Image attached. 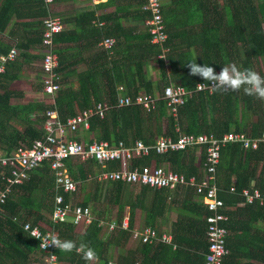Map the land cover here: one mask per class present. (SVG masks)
<instances>
[{
	"label": "trees",
	"instance_id": "16d2710c",
	"mask_svg": "<svg viewBox=\"0 0 264 264\" xmlns=\"http://www.w3.org/2000/svg\"><path fill=\"white\" fill-rule=\"evenodd\" d=\"M104 1L97 3L91 11L82 13L81 18L76 20L78 30H75L85 38L76 50H99L98 66L93 65L94 62L84 61L88 68L80 73L75 72L78 85L63 84L62 76H67L65 67L73 63L67 59L68 50L57 46L59 41L71 40L64 36L72 32L65 30V24L63 30L53 38V50L58 58L56 72L61 84L54 103L49 105L43 101H32L12 105V97H22L23 93L12 92L5 84L19 77V71L17 74L15 72L22 67V60L40 57L39 54L24 53L28 48L41 47L43 18L48 12L44 0H1L0 32L14 15L24 17L28 15L24 10L34 7L36 11L29 14L34 19L32 22L22 24L33 37L19 40L18 47L23 52L16 60L8 62L4 72L0 73V153L43 138L49 110L55 111L58 119L65 123L76 114L77 109L92 108L102 101L113 108L103 119L92 117L88 130L97 139H105L112 144L123 140L129 145L136 139L152 144L157 136L169 135L176 139L180 133L220 137L235 131L253 137L260 135L264 130V101L244 94L242 89L228 92L215 89L211 92L194 91L195 83L204 80L190 76L186 65L195 60L219 72L221 67L235 64L241 70L257 68L256 72L264 74V0H224L223 6L216 0H166L162 15L167 39L162 44L151 42L152 35L144 24L150 16L149 11L142 9L145 0H123L126 6H121L119 2L113 12L96 14V8L105 3L107 5L108 0ZM122 9H126L132 19L125 27L117 18ZM99 21L105 24L98 26L96 22ZM140 27L143 30L140 31ZM89 36L92 38L90 42L87 40ZM107 36L115 38L113 53L98 45ZM8 48L0 46L3 52ZM153 58L158 62L161 80L156 84L146 73V65ZM170 81L192 91L190 97L184 98L176 114H172L162 93ZM142 90L157 98L151 112L133 104L115 107L118 92L134 97ZM155 91H159L160 95L157 96ZM22 111L27 112L26 118H19L18 112ZM150 160L168 166L185 179L194 176L198 181L201 179L205 154L201 155V163L196 165L195 146L160 154L151 150L149 155L134 159L133 164L143 165ZM64 162L75 179H91L93 191L84 196L80 205L87 207L91 202L98 203L94 209L93 203L90 205L96 215L81 233L76 232L71 218L61 223H54L51 216L48 218L47 214H51L54 207L55 195L62 194L65 201L68 195L57 191L55 173L50 162L45 161L31 171L30 179L22 185L13 186L4 202L0 203V264L50 263L49 253L39 247L40 241L23 227L27 222L31 226L39 225V221L45 219L49 226H54L62 240L73 241L77 247L84 243L94 249L98 257L96 264H107L109 259L114 258L118 246V258L114 264H167L164 261L167 258L171 261L168 264H204V255L208 250L205 240L208 211L192 187L180 186L173 192L142 187L139 194L134 196L132 187L123 185L121 181H113L112 185L104 187L95 179L101 167L91 159L84 162L74 157ZM106 168L119 169L120 162H108ZM216 182L220 189L219 197L229 207V220L224 225L230 233L226 239L229 252L221 264H264V143L257 149L249 148L247 152L241 143L224 144L216 166ZM2 183L0 175V188ZM231 187H234V193L229 192ZM249 188L259 190L262 200L247 204L241 193ZM147 197H150V201L146 203ZM112 203L118 204L122 210L127 203L130 214L134 209L144 211L146 226L154 228L157 219H162L166 211L178 206L177 220L169 230L177 246L173 248L171 244H150L133 239L134 246L126 248L131 237L130 224L122 228L123 219L118 221L115 233L118 231L119 239L113 231L108 232V225L100 226L101 215L104 214L106 219L109 204ZM241 203L244 204L239 206ZM42 229L46 231L44 227ZM189 234L190 237L185 236ZM160 250H165L167 257L160 258ZM53 252L57 255V261L52 264H88L82 258V252H60L56 247ZM250 258L258 261H250Z\"/></svg>",
	"mask_w": 264,
	"mask_h": 264
},
{
	"label": "built area",
	"instance_id": "2783aa9c",
	"mask_svg": "<svg viewBox=\"0 0 264 264\" xmlns=\"http://www.w3.org/2000/svg\"><path fill=\"white\" fill-rule=\"evenodd\" d=\"M54 0H44L47 15L43 18L44 33L42 40V85L44 95L48 96L52 103L57 96V92L61 87L59 76L56 72L58 65L57 54L53 48L54 36L61 32L64 28L62 19L53 14L52 3ZM166 0H145L142 9L150 12V16L146 18L144 24L147 26L148 32L152 35L151 42L162 44L167 39L165 25L162 15V8ZM219 5H224V0H216ZM98 26H103L104 21L96 22ZM115 44V38L107 36L103 38L98 45L109 50L112 53V47ZM21 49L15 43L7 51H0V72L4 71L8 62L15 60ZM161 56V55H159ZM264 77V74H260ZM203 84V86H200ZM121 90L122 87L120 86ZM214 90L205 81H197L194 91ZM191 90H186L180 83L170 81L163 88V97L168 102L172 114H176L177 109L182 105L185 97H190ZM157 98H153L150 93L142 90L137 96H123L120 92L116 96L115 107L120 108L129 105H138L146 112H151L155 108ZM113 106L106 101L96 103L92 108L78 110L76 114L62 123L57 113L53 110L47 112V121L44 125L45 136L31 142L30 145L22 143L14 150L7 153H0V175L3 178L2 187L0 188V203L4 202L6 195L11 191L13 186L22 185L31 177V171L41 166L45 161L50 162V166L55 173L56 189L60 193L67 194L68 199L62 194L54 197V207L51 213V219L54 223H61L68 218L72 219L73 224L78 227L80 225H88L92 220V211L87 207L80 205L76 199L77 193L86 185V180L75 179L69 174L65 159L78 158L80 161L92 159L95 164L101 168L95 175L104 187L112 185L113 181H121L123 185L135 189L147 187L150 189L161 190L166 189L171 192L180 186H190L194 189L195 194L201 197V201L208 211L205 217L206 233L205 240L208 243V250L204 255V264H221L224 256L229 250L226 248V239L230 234L224 227L229 218L227 207L223 200L219 197L220 189L216 182V166L220 158L221 147L229 142L241 143L244 151L257 149L261 143H264V130L259 136H250L243 132L230 131L224 133L220 137L213 135L184 134L180 133L176 139L169 135L157 136L152 144H146L140 139H136L133 144H125L120 140L116 144H112L105 139L93 138L85 142L77 137H72L71 133H77L82 129L90 127L89 120L92 117L103 119L106 113ZM176 130L179 131L177 127ZM188 146H195V155L198 163H201V155L205 154L203 167L201 166V179L198 181L194 176L187 179L181 174L175 173L164 164H157L154 160L143 165L133 164V160L142 156L149 155L151 150L156 153H164L170 150H183ZM119 161V169H107L108 162ZM254 185V183H253ZM252 185V186H253ZM234 193V187L229 190ZM247 204H252L255 200H262L259 190L256 188L245 189L241 193ZM244 203L239 204L242 206ZM127 226V222H123V227ZM24 229L36 237H48L55 235L60 240L58 231L54 226H31L30 223L23 225ZM42 227L46 229L43 231ZM116 228V224L109 225V231ZM131 237L144 243L155 244L162 242L171 244L173 248L177 245L172 241V234L168 230H157L152 226H145L139 230H133ZM39 247L49 253L50 264L57 261V255L53 252L55 246L42 247L39 238ZM55 255V259H53ZM107 264H114L109 261Z\"/></svg>",
	"mask_w": 264,
	"mask_h": 264
},
{
	"label": "crops",
	"instance_id": "0c3cea01",
	"mask_svg": "<svg viewBox=\"0 0 264 264\" xmlns=\"http://www.w3.org/2000/svg\"><path fill=\"white\" fill-rule=\"evenodd\" d=\"M104 1V0H54L52 3L53 6V14L59 16L62 21L64 22V25L66 24L65 30L72 31L66 35L65 37L71 38L70 41H59L57 46L63 47L67 49L66 52L67 59L73 61V63L68 64L65 67V71L67 72V76H62L63 84H71L72 86H77L78 81L76 80L75 72L80 73L83 70H86L88 68V65L85 64L84 61H87L88 63L94 62L96 64H99V59L97 56H99V50L96 48H93L92 50H80L77 51L76 49L85 41L84 37H81L75 30L77 29L78 25L76 24L77 18H81L80 15L85 12L91 11L94 9L97 5V3ZM106 1V0H105ZM104 1V2H105ZM121 3V6H126V1L123 0H108V3L106 5H102L99 8H96V14H108L109 12H113L116 8V3ZM1 5V0H0ZM51 6V7H52ZM36 8H32V10H24V13H28V15L18 18L15 15L12 17L8 25H6L5 29L0 32V46L1 47H11L15 43L18 45L19 40L31 36L33 37V34L28 32V28L23 26L22 24L24 22H32L34 19L31 14L32 12H35ZM126 9L120 10V12L117 14L118 20L124 24L123 26H127L131 22V17L127 14ZM129 22V23H127ZM78 30V29H77ZM143 30L142 27H140V31ZM32 32V28H31ZM80 37V40L78 39ZM113 37V36H112ZM87 40L90 42L92 38L89 36L87 37ZM41 48V47H40ZM39 45L36 47H31L27 49V52L24 54L28 55H38L39 58H34L33 60L24 59L22 60V67L16 70V74L18 72L19 77L15 78L13 81L5 84V86L8 87L9 90L15 93H23V96L18 97H12L10 103L13 105V103H16L19 101V104H25L32 101H43L46 104L49 102L51 103V100L48 96L44 95L43 92V85H42V55L38 53L40 51ZM70 50V51H69ZM73 50V51H72ZM96 50V51H95ZM90 51V52H89ZM114 52V51H113ZM112 52V53H113ZM97 54V55H96ZM115 56H118L116 54ZM33 61V62H32ZM92 65V66H93ZM98 66V65H96ZM146 73L148 76L152 79L154 84L157 83V81H161L159 78V68L157 69L155 65H153L152 60L147 63L146 65ZM32 93L31 97L37 98L36 100L30 99L27 101H24L25 95L27 93ZM18 101H17V100ZM94 133L89 132L88 129H82L77 133H71L70 135L72 137H77L81 141L88 142L92 140L93 138H96ZM195 160V164H196ZM86 185L81 188V191H86ZM133 195H138L140 192V189L132 188ZM89 191H86V193H83L81 197V201H78L79 203L83 201V198L85 195H87ZM78 197V193L76 196V199ZM150 201V197H147L146 203ZM92 205V202L89 203L88 206ZM91 207V206H90ZM179 207L175 206L171 211H166L163 215L162 219H157L155 221L156 229L157 230H170V226L173 222L177 220V211ZM145 212L140 209H134L132 211V214H130V207L126 203L125 209L122 210V208L118 204H109L108 207V215H106V219L102 218L100 219V222H103L104 224H112L117 223L120 219L126 220L127 226L130 224L132 226V230H139L146 226L145 222ZM48 218H50L51 214H47ZM49 222H46L45 220H40L39 225L41 226H49ZM87 225H83L82 230H77L76 232L81 233L86 228ZM147 227V226H146ZM104 228V227H103ZM76 230V229H75ZM115 233V230L113 231ZM112 232V233H113ZM116 236L119 239L118 231H116ZM187 237H190L189 235H185ZM122 243V242H120ZM135 240L133 241V238L130 237L128 242L126 243V248H129V246H134ZM119 246L116 247V251L114 252V258L109 259V261L117 262L118 258V251ZM160 258L167 257L165 250H160ZM173 260V257H172ZM165 263L171 262L169 258L164 260ZM250 261L257 262L258 260L254 258H250ZM97 260L93 261L92 264H96ZM176 262V260H175ZM39 262H36L34 264H38Z\"/></svg>",
	"mask_w": 264,
	"mask_h": 264
},
{
	"label": "clouds",
	"instance_id": "9594fccd",
	"mask_svg": "<svg viewBox=\"0 0 264 264\" xmlns=\"http://www.w3.org/2000/svg\"><path fill=\"white\" fill-rule=\"evenodd\" d=\"M42 40H43V36H42ZM18 48L21 49V47ZM41 50H42V44L40 51L38 52L42 55V59H43V54ZM22 52L23 49H21V53ZM21 53H19V55H21ZM186 67L188 69V74L190 76H196L201 78L202 80L206 81L211 86V88L217 91L228 92V91H240L242 89L244 94L248 96H254L257 99L264 101V77H262L254 69L248 68L241 70L237 65L229 64L221 67V70L217 72L214 67L207 64H198L197 61L195 60L190 61L186 65ZM200 86H203V84H200ZM197 163H198V158L196 165ZM124 221L126 220H123V222ZM112 224H116V227L118 226L117 223L115 222ZM106 225L107 224L100 222V226H106ZM109 225H108V232H111L109 231ZM121 226L122 228L127 227V226L123 227V223ZM132 231L133 230H131V235H132ZM36 238H39L41 240L42 247L55 246L57 249L60 250V252H71L73 250H76L77 252H82L83 254L82 258L86 262H88V264H91V262L98 259L95 250L88 247L84 243H81L77 247L75 242L70 240H60L55 235H50L48 237H36ZM53 259H55V255H53Z\"/></svg>",
	"mask_w": 264,
	"mask_h": 264
},
{
	"label": "rangeland",
	"instance_id": "374dc122",
	"mask_svg": "<svg viewBox=\"0 0 264 264\" xmlns=\"http://www.w3.org/2000/svg\"><path fill=\"white\" fill-rule=\"evenodd\" d=\"M52 9H53V6H52ZM167 50V49H166ZM165 50V51H166ZM152 62H153V65H155V67L158 69V62H157V60H156V58H153V60H152ZM262 65L264 66V60L262 59ZM256 71H258L257 70V68L255 69ZM155 93H156V95L157 96H159L160 95V92L159 91H155ZM31 95H32V93H27V95H25V98L23 99L24 101H27V100H29L30 101V99H34V100H36L37 98H35V97H31ZM17 100V99H16ZM18 101V100H17ZM19 104V101L18 102H16V103H13V105H18ZM49 105H51V104H53L52 103V101H51V103L49 102L48 103ZM78 110H81V109H77V111ZM76 111V112H77ZM18 116H19V118H26L27 117V112H25V111H22V112H18ZM89 129V128H88ZM89 131V130H88ZM92 160V159H91ZM195 160L197 161V157L195 156ZM91 182V179H89V180H87V181H85V183H86V191H89L90 193H92V191H93V183H90ZM86 191H81V190H79L78 191V197H77V200L78 201H81V197H82V195H83V193H86ZM93 203V205L92 206H94L93 207V209L96 207V206H98L99 204L98 203H94V202H92ZM101 207L99 206L98 207V209H100ZM90 209H91V211H92V208L90 207ZM97 209V210H98ZM49 214V213H48ZM98 214V213H97ZM92 215L94 216V215H96V212H93L92 211ZM101 218H104V214H102L101 215ZM75 228H76V231L77 230H82L83 229V227H82V225H80V226H78V227H76L75 226ZM38 264H50L49 262H46V261H41V262H39Z\"/></svg>",
	"mask_w": 264,
	"mask_h": 264
}]
</instances>
